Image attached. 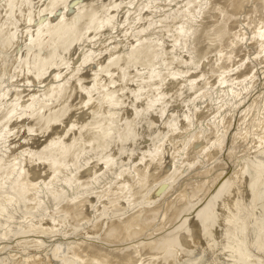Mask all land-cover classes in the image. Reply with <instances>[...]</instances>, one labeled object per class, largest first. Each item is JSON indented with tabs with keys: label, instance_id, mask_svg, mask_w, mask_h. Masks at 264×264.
<instances>
[{
	"label": "bare ground",
	"instance_id": "obj_1",
	"mask_svg": "<svg viewBox=\"0 0 264 264\" xmlns=\"http://www.w3.org/2000/svg\"><path fill=\"white\" fill-rule=\"evenodd\" d=\"M0 264H264V0H0Z\"/></svg>",
	"mask_w": 264,
	"mask_h": 264
}]
</instances>
